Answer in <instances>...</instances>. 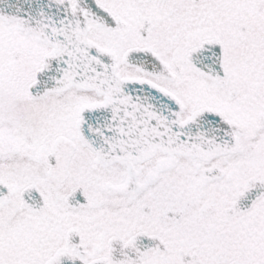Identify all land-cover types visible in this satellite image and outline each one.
I'll return each instance as SVG.
<instances>
[{"label": "snow or ice", "instance_id": "snow-or-ice-1", "mask_svg": "<svg viewBox=\"0 0 264 264\" xmlns=\"http://www.w3.org/2000/svg\"><path fill=\"white\" fill-rule=\"evenodd\" d=\"M0 264H264V0H0Z\"/></svg>", "mask_w": 264, "mask_h": 264}]
</instances>
